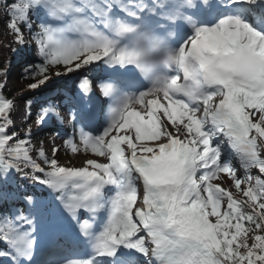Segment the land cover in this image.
<instances>
[{"label": "snow or ice", "instance_id": "6c2138e0", "mask_svg": "<svg viewBox=\"0 0 264 264\" xmlns=\"http://www.w3.org/2000/svg\"><path fill=\"white\" fill-rule=\"evenodd\" d=\"M226 4L243 5L254 22L264 25V0H226ZM165 8L161 0H16L10 5L7 28L21 47L23 27L30 33L34 29L29 13L39 15L42 9L60 25L35 26L31 39L42 63L28 64L27 78H39V85H44L50 80L49 68L62 66L67 75L91 72L90 66L103 64L106 78H101L99 90L113 105L99 135L84 130L96 115L87 76L80 80L77 95L64 99L63 107L51 102L41 105L38 130L54 127L56 121L63 124L61 112L66 110L72 136L65 146L80 151L73 142L78 136L85 151L107 161L88 160L77 169L60 166L42 149L35 151L31 129L17 135L12 119L15 106L0 99V261L34 264L35 233L43 221L53 232L70 224L91 239L87 257L53 256L46 264L105 260L109 264H264V92L221 86L222 94L209 107L207 102L189 104L168 92L128 90L136 87V81L130 67L124 66L120 38L137 27L158 28ZM209 28H199L196 36L224 43L247 38L258 52L264 51V33L239 17L220 19L219 30L211 28V34ZM62 34L75 39L62 40ZM108 69L124 71L109 74ZM161 96L165 104L160 103ZM27 105L30 117L32 101ZM135 105L144 111L135 110ZM161 112L167 123L158 115ZM225 144L239 160L243 177H237L230 162H221ZM57 152L53 148L52 156ZM253 169L261 175L253 178ZM221 172L230 175L237 192L246 184L242 195L247 200H237L211 183ZM13 173L47 188L50 203L39 205L19 185L10 190ZM138 185L142 200L134 207ZM113 186L117 191L108 203V223L92 236L96 202L105 188ZM20 202L23 206H18Z\"/></svg>", "mask_w": 264, "mask_h": 264}, {"label": "clouds", "instance_id": "9594fccd", "mask_svg": "<svg viewBox=\"0 0 264 264\" xmlns=\"http://www.w3.org/2000/svg\"><path fill=\"white\" fill-rule=\"evenodd\" d=\"M210 0H180L179 7L164 14L158 28L134 29L120 38L125 67H131L154 93L168 92L189 104L207 102L209 107L221 86L238 91L264 92V51L247 38L224 43L196 36L200 25L191 15ZM224 19V18H222ZM190 30L187 40L175 44L177 23ZM219 21L211 28H218ZM209 28V34H211ZM264 147V145H262Z\"/></svg>", "mask_w": 264, "mask_h": 264}, {"label": "rangeland", "instance_id": "374dc122", "mask_svg": "<svg viewBox=\"0 0 264 264\" xmlns=\"http://www.w3.org/2000/svg\"><path fill=\"white\" fill-rule=\"evenodd\" d=\"M13 2H16V0H8ZM244 7V6H243ZM245 9V7H244ZM9 12V8H3L0 6V65L3 67V70L6 73V81H5V89L4 91H11L12 95L10 97L12 98L11 102L14 104V111L12 112V119L14 121V127L17 128V133L21 136L24 135L25 132H27L29 129H31L33 133V140L32 143L33 145L36 146L35 151L43 150L45 155L49 158H55L58 161V164L62 167H67V168H83L86 166V162L88 160H95L97 163H106L107 161L105 160L104 157L100 156H95L92 154L90 150L85 151L83 146L80 144L79 137L76 136L74 138V143L80 148V151L78 152H72L70 148L65 146V140H67V136L69 138L72 136V130L71 128L68 127V119H64V123L61 124L59 121H56L57 125L61 128H63V132L60 133L57 129V127H52L51 129H45L41 132H37V120L33 118L32 114L38 109V105L41 102L47 101L48 98H51L49 100L51 103H58L61 104V100L64 99L61 98L60 101H54L53 97H49L50 93L52 90H58L59 92L65 87V86H71L70 89L74 90L76 86H79L80 80L85 76H82L78 82H77V77L81 72L84 70H80L78 72L74 73H68L67 75H64L63 73L65 72V69L63 67L59 68V72H61V76L55 77V69H49L48 70V76L50 77V80L47 81L43 86H41L38 90H36L33 93H27L25 94L22 90L21 85L18 82L17 77L21 74L24 73L25 65L28 60L35 59V58H40L39 55L37 54L36 51V46L34 41L31 39V35L34 33L35 26L40 25V24H46L44 22V18L48 17L46 12H42L41 16L37 19H33L32 15L29 14V19L34 27L33 33H30L27 29V27H23V35H24V46L22 47V50H18L21 48L19 44L14 42V37L12 34L8 31L7 24L9 22V17L7 13ZM245 14H246V9H245ZM247 15V14H246ZM251 16V15H250ZM49 18V17H48ZM253 18V17H252ZM262 26V25H261ZM14 49L16 51H14ZM90 74H87L86 76L88 77ZM71 82V83H70ZM74 82V83H72ZM91 82V81H90ZM218 99V98H215ZM31 100L32 101V106H31V115L30 117L28 116V120L25 121V116L27 115L29 109L27 107V110H23L22 113L20 112V108L24 106V104H27V101ZM48 102V101H47ZM63 107V106H62ZM159 116L162 118V122L167 123L166 120H163V113H158ZM61 116L64 118V114L62 113ZM168 128L171 131L172 126L171 124H168ZM15 130V129H14ZM16 131V130H15ZM58 133V134H57ZM116 133H113L115 135ZM121 135L124 133L121 132ZM62 136V137H61ZM58 149L57 154L55 157L52 156V149ZM226 149L228 153H230V156L233 158L231 160V166L236 169V175L238 178H241L244 176V173H238L240 167L239 160L235 157L233 153H231V150L228 148V146L225 144L221 148V152ZM264 155V153H262ZM35 158V156H34ZM38 163L41 164L42 167H44L42 161H37ZM229 162V161H227ZM12 180L9 185V189L11 190L13 186L19 185L21 191H27L31 195L34 196L35 200L37 203L40 201H43V192L37 190V186H40L41 190H46L49 192L47 188H45L42 185H37L34 184L31 179H21L19 175L13 173L12 174ZM251 175L253 178L259 176L256 172H251ZM31 184L32 186L29 188L27 184ZM211 183L213 185H217L220 188L229 191L232 193L234 198H241L243 190L246 188V184H241V192H237L232 179L230 178L229 174L226 173H218L217 177L214 178ZM254 183V179H253ZM114 187V186H113ZM114 193H107V198L109 200L112 199V195ZM50 195V194H49ZM244 197V196H243ZM245 200H247V197H244ZM142 200V186L138 185V199H137V204L134 207L140 206V201ZM226 205H222V208L225 207ZM110 210V209H109ZM108 217L110 218V211ZM214 222V218H212ZM249 243H251V239L249 238Z\"/></svg>", "mask_w": 264, "mask_h": 264}, {"label": "trees", "instance_id": "16d2710c", "mask_svg": "<svg viewBox=\"0 0 264 264\" xmlns=\"http://www.w3.org/2000/svg\"><path fill=\"white\" fill-rule=\"evenodd\" d=\"M11 4H12V2H10L8 0H0V6L3 8H7V9L9 8L10 9ZM40 63H42V60H36L34 62H31L30 64L37 65ZM49 69H55L56 70L55 73H56L59 70V66L56 68H49ZM55 73H54V75H55ZM47 75H48V73H47ZM55 77H58V76L55 75ZM5 79H6V73L3 70V67H1V65H0V97L11 99V97H10V95H12L11 91H7V92L4 91V89H5L4 85H5V81H6ZM17 79H18V82L21 85L22 90L25 94L32 93V92L38 90L41 86H43V85H39V83H38L39 78H27L24 75V73L19 75L17 77ZM32 84H37V88L32 89L31 88ZM254 172H256L259 176L261 175L259 173L258 169H254ZM240 200H245V199L242 196L240 198Z\"/></svg>", "mask_w": 264, "mask_h": 264}, {"label": "bare ground", "instance_id": "6f19581e", "mask_svg": "<svg viewBox=\"0 0 264 264\" xmlns=\"http://www.w3.org/2000/svg\"><path fill=\"white\" fill-rule=\"evenodd\" d=\"M39 12H40V14L39 15H36V14H33V13H29V14H33L32 15V18L33 19H37V18H39L40 16H41V14H42V12H45L44 10H39ZM46 21H47V23L48 24H53L54 23V21L53 20H51L50 18L49 19H46ZM25 45V44H24ZM23 45V46H24ZM22 46V47H23ZM21 47V46H20ZM22 47L21 48H19L18 50L20 51V50H22ZM90 67H92V71L91 72H87V71H83V72H81L80 74H79V76L77 77V82H78V80L82 77V76H86V74L87 73H91L92 75H96V66L95 65H92V66H90ZM71 83V82H70ZM72 83H74V82H72ZM71 86H73V85H70V86H65L64 87V89L62 90V93H61V97H66L67 96V94L68 93H70V92H72L73 90L72 89H70L71 88ZM49 95H51V96H56L57 95V93H55V90H52L51 91V93L49 94ZM27 107H28V105L27 104H24V106H22L20 109V112L22 113V111L24 110H27ZM139 111H141V110H139ZM258 115H259V113H257L256 114V116L258 117ZM28 115H26L25 116V121H27L28 120ZM253 122H255V119L253 120ZM252 134H255V133H252ZM224 153H225V155L228 157V153L226 152V149L224 150ZM223 156H224V154H223ZM226 156H224L225 158H226ZM27 186L30 188L32 185L29 183V184H27ZM37 188V190H39V191H41V193L43 194V197H44V199H43V201H40L38 204L39 205H43V204H47V203H50V201H51V197L49 196V192H47L46 190H41L40 189V186H37L36 187ZM108 188H110V187H108ZM108 188H106V189H108ZM56 240H59V237L58 236H56Z\"/></svg>", "mask_w": 264, "mask_h": 264}]
</instances>
